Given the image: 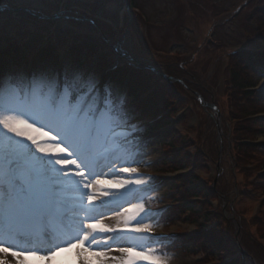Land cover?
I'll list each match as a JSON object with an SVG mask.
<instances>
[{"label": "rangeland", "instance_id": "rangeland-1", "mask_svg": "<svg viewBox=\"0 0 264 264\" xmlns=\"http://www.w3.org/2000/svg\"><path fill=\"white\" fill-rule=\"evenodd\" d=\"M46 1L7 0L11 8L36 9L37 13H43L41 8ZM50 1L57 6L66 1V10H77L87 20L96 15L111 23L116 30L110 28L107 32L108 26L104 23L97 25L114 36L111 39L118 54L137 62L139 66L151 67L159 75L160 82L166 81L170 87L166 98L161 89L153 91L159 95L162 111L168 110L162 117L167 120L169 134L166 137L170 141L169 138L163 139L159 131L146 140L134 143L126 153H118L119 160L116 156L111 157L116 161V168L137 167L142 176L133 178L151 179L148 185L141 188L101 186L102 190L110 193V197L98 200L93 206L94 212L89 216L120 231L97 234L99 243L93 247L109 257L117 252V247L131 246L136 251L144 248L145 252L141 255L154 249L166 260V264H221L226 259L220 256L222 254L211 256L203 250L202 244L189 242L183 246L176 241L180 234H195L204 226H210L202 221L201 216L205 208L210 206L207 210L225 216L224 222L229 225L232 246L242 249L243 255H247L245 263L264 264V148L245 157L240 155L241 152L236 153L232 148V129L238 128L239 123L228 122L235 108H241L245 103L243 97L248 95L244 93L255 95L257 99L253 102L256 103L259 100L257 93L264 87V79L257 81V76L240 70L243 61L236 60L242 48L258 46L264 41V12L257 10L264 0ZM4 2L0 0V11L8 4ZM57 6L53 10L60 13ZM127 21L130 25L126 29ZM122 23L124 25L120 28ZM120 30L121 34H118ZM19 31H23L19 38L23 35L29 37L35 28L17 13L11 12L0 17V34L13 37ZM49 34L46 33V37ZM113 61L111 59L109 64ZM145 71L140 70L138 77L149 84L147 79L151 74ZM150 84L153 87L160 83L152 81ZM247 88L250 90L244 91ZM261 103L262 100L259 105L253 104V108L260 110ZM259 116L261 118L262 114ZM149 118L151 116H140L135 123L140 126ZM254 140L264 146V133L257 134ZM169 142L171 148L180 147V150L170 151ZM52 152L55 154L56 149H52ZM186 153L191 154L195 163L193 168L184 173L199 178V183L212 187L219 197L216 198L217 203L214 200L201 203L190 201L188 208L197 215L176 219L171 216V205L178 199L170 198L175 196L177 190L174 189L177 178L173 173L179 168L172 170L171 166L173 157L180 155L178 158L181 159ZM130 159L137 163H124ZM111 167L107 164L102 166L100 178L113 181L128 178L127 174L110 171ZM155 183L162 185L154 190L146 189ZM134 204H143L150 210L145 222L152 224L151 233L174 235V238H169L175 239L174 245H168V240L154 241L145 234L128 230L136 226L135 221H129L127 225L124 223L130 215L127 209ZM162 208L167 210L163 220L160 218L162 211L159 212ZM224 222L220 220L210 227L215 229V226ZM109 237L114 238L110 249L103 244ZM75 252L76 249L71 250L64 264H75ZM109 260L107 264H111ZM0 264H16V261L0 253ZM29 264L38 262L30 259ZM51 264L60 263L55 258Z\"/></svg>", "mask_w": 264, "mask_h": 264}, {"label": "snow or ice", "instance_id": "snow-or-ice-1", "mask_svg": "<svg viewBox=\"0 0 264 264\" xmlns=\"http://www.w3.org/2000/svg\"><path fill=\"white\" fill-rule=\"evenodd\" d=\"M259 53L264 75V41L240 50L243 58ZM125 95L93 68L71 60L55 68L25 69L0 58V253L16 264H51L61 253L76 249L75 264H166L154 249L120 246V256L97 251V233L120 230L107 227L89 214L98 200L110 197L101 186L141 188L149 179L137 167H115L111 157L127 152L141 131ZM56 149V153L52 152ZM124 163L135 164L134 159ZM127 174L106 180L99 171ZM124 223L128 229L150 234L145 222L150 210L134 204ZM83 213V215H82ZM113 237L104 240L112 247Z\"/></svg>", "mask_w": 264, "mask_h": 264}, {"label": "trees", "instance_id": "trees-1", "mask_svg": "<svg viewBox=\"0 0 264 264\" xmlns=\"http://www.w3.org/2000/svg\"><path fill=\"white\" fill-rule=\"evenodd\" d=\"M42 5L44 6L41 9L43 13H37V11L32 10V15L19 12L18 16L25 15L26 19L28 18L29 20H32V25H36V27H39L38 30H42L45 27H48L45 26V24H51L53 21L47 23L45 19L37 20L34 15H43L49 17L51 13L54 12V10H51L52 7L56 9L57 4L43 3ZM66 9L64 16H68L70 19L65 21L63 18H61L55 22L56 25H58V28L56 29L55 37L52 38L54 40L51 38H44V35L40 34L41 32L39 31L36 32L34 36L32 35V37H26L23 35L22 38L18 37L21 32L15 33L13 37H9L7 34H0V58H2L6 63H10L13 66H18L25 69L27 62H31L33 68L38 69L57 67L59 57L62 55L66 61L71 60L81 68H86L85 66L93 61L96 64L97 70L103 72L109 65L111 53L110 49L104 43L102 35L98 34L96 28L92 26L93 23L97 24L100 21L91 19L93 23H87L86 21L80 19L83 18V16L74 15L73 11ZM132 10L135 11L133 7ZM257 10L264 12V1L260 6L257 7ZM37 22L40 23V26L37 24ZM129 25L130 23L127 21L125 27H129ZM106 26H108V28H106L107 32L109 31L108 29L113 28L109 25ZM99 30L107 39L114 37L112 34H108L100 28ZM118 34L121 33L118 32ZM239 55L240 52L237 53L236 60L243 61L240 70H244V72L246 71V74L248 75H256L259 73L260 59L258 52L253 58H243ZM126 69L127 68L119 69L110 75V81L116 86V89L122 85V82H124L123 75L125 74ZM130 73L128 95L131 98L130 105L134 112H142L147 115L159 113L161 109L158 101L159 95L157 96L156 93H153L149 97L142 99L138 94L146 91V89L152 86L150 83L155 81L160 83L159 85L161 86V90L165 93L166 97V95L170 93V87L168 86V83L166 81L160 82V78L155 77L150 72L148 73L151 75L149 76V79H147L149 84L144 81V79L139 82L138 80L141 77H138L137 70L134 69ZM244 94L248 95V97H243L245 103L242 104L243 106L241 108L236 107L235 112L230 116V120L239 123L238 128H233V150L236 153L238 152V154L241 152L242 154L240 155L243 157L247 156V154H256L259 151H263L260 146L254 145L252 141H254V138L257 134H260L261 132L264 133V116L261 118L258 116V114L264 113V89L257 93V95L259 94V97H257L260 101L257 100L258 102L256 103L253 102L257 99L255 95L249 96L250 93ZM261 100L262 108L260 110L253 108V104L259 105ZM159 126L160 125H158L156 128ZM169 145L170 146L168 147L170 150L174 151L171 148L172 144ZM179 156L180 155H176L173 157L174 162L172 163L173 165L171 164L172 170L183 168L185 165L187 166L194 161L191 159L192 156L189 153H186L181 159L178 158ZM164 161H166V159ZM162 164L165 165L164 163ZM197 181L198 179L196 177L180 178L176 182L177 187H180V189L176 191L175 196L172 198L178 199V201L180 199L189 200L191 198H202L206 202L210 200H216L218 195L215 190H213L211 187H208L205 183L198 184ZM206 208H209V206ZM187 212L192 211L191 209L185 210L182 205H179L178 207L172 209L171 216H173V218H180L186 215ZM203 218V221L205 222H211L212 220L220 221L223 220V215L212 211H206ZM223 225L224 223L219 224L212 231L202 233L196 237L190 236L186 238H180L178 243L182 245L189 242L199 243L203 245L204 250L208 251L211 256L220 253L222 256L230 258L224 264H243L239 257L240 254L238 253L237 248L232 246L231 233L230 229L228 228V223L226 222L225 226Z\"/></svg>", "mask_w": 264, "mask_h": 264}, {"label": "bare ground", "instance_id": "bare-ground-1", "mask_svg": "<svg viewBox=\"0 0 264 264\" xmlns=\"http://www.w3.org/2000/svg\"><path fill=\"white\" fill-rule=\"evenodd\" d=\"M139 161H140V160H139ZM70 253H71V251H69V253L66 255L67 258H69ZM113 255L120 256L121 254L118 253V252H115V253H113L111 256H113ZM57 258L59 259V261H62V259H60V258H61L60 255H58ZM57 258H56V259H57ZM109 261H110L111 264H114V262H113L112 260H109ZM145 261L148 263L147 260H145Z\"/></svg>", "mask_w": 264, "mask_h": 264}]
</instances>
